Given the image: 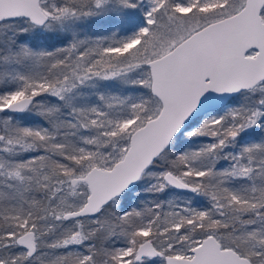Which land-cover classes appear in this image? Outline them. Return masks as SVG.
I'll use <instances>...</instances> for the list:
<instances>
[{
  "label": "snow or ice",
  "instance_id": "snow-or-ice-1",
  "mask_svg": "<svg viewBox=\"0 0 264 264\" xmlns=\"http://www.w3.org/2000/svg\"><path fill=\"white\" fill-rule=\"evenodd\" d=\"M0 264H264V0H0Z\"/></svg>",
  "mask_w": 264,
  "mask_h": 264
}]
</instances>
